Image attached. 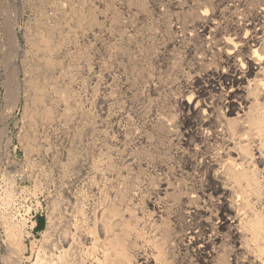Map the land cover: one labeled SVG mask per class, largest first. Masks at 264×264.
<instances>
[{"label": "bare ground", "instance_id": "1", "mask_svg": "<svg viewBox=\"0 0 264 264\" xmlns=\"http://www.w3.org/2000/svg\"><path fill=\"white\" fill-rule=\"evenodd\" d=\"M158 1L157 24L176 37L168 45L184 50L181 58L170 55L172 74L166 75L180 90L179 124H166L179 164L147 149L136 175L128 170L134 160L115 167L116 159L108 161L93 174L96 193L88 208L79 200L63 226L51 218L34 264H264V0ZM127 9L126 21L114 18L113 25L125 44L120 56L130 64L154 52L156 19L148 23L145 0H127ZM89 23L100 26L96 19ZM33 87L35 103H45L47 91ZM151 141L143 136L142 147ZM63 199L73 206L65 189ZM14 220H4L6 236L19 245L27 221Z\"/></svg>", "mask_w": 264, "mask_h": 264}, {"label": "rangeland", "instance_id": "2", "mask_svg": "<svg viewBox=\"0 0 264 264\" xmlns=\"http://www.w3.org/2000/svg\"><path fill=\"white\" fill-rule=\"evenodd\" d=\"M145 1L148 23L156 19L155 43H150L156 49L152 46L155 53L150 49L137 61L132 58L130 67L132 63L120 56L125 44L113 25L114 18L121 22L129 16L127 0H0V264H34L51 218L63 226L65 216L74 218L79 200L88 208L96 193L93 174L108 161L116 159L115 167L124 158L132 159L135 163L128 170L136 175L147 149L160 161L169 156L171 165L179 164L176 141L166 124H179L180 90L167 79L174 62L170 57L181 58L184 50L171 49L168 44L175 34L159 28L155 11L159 1ZM91 19L100 26H91ZM33 85L47 91L45 103H35ZM143 136L155 142L143 148ZM80 170L82 176L70 186L76 182L74 172ZM64 189L73 206L63 199ZM7 218L27 221L19 245L7 239ZM214 222L218 223L215 218ZM222 239L228 243L225 235Z\"/></svg>", "mask_w": 264, "mask_h": 264}, {"label": "trees", "instance_id": "3", "mask_svg": "<svg viewBox=\"0 0 264 264\" xmlns=\"http://www.w3.org/2000/svg\"><path fill=\"white\" fill-rule=\"evenodd\" d=\"M38 221H39L38 227L41 228L42 225H43L44 219L43 218H40Z\"/></svg>", "mask_w": 264, "mask_h": 264}]
</instances>
